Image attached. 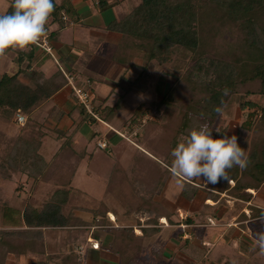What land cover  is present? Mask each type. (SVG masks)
Instances as JSON below:
<instances>
[{
  "label": "trees",
  "instance_id": "1",
  "mask_svg": "<svg viewBox=\"0 0 264 264\" xmlns=\"http://www.w3.org/2000/svg\"><path fill=\"white\" fill-rule=\"evenodd\" d=\"M12 3L13 0H9L4 13L12 10ZM94 5L98 11L103 12L114 7L115 3L110 4L109 0H94ZM79 20L71 1L60 0L49 21L47 35L31 46L28 52L15 51L18 71L15 74L0 73V156L5 155L11 160L20 157L23 160V167L20 168L22 172L33 168L27 173L28 177L58 187L50 200L38 208L28 204L22 211H18L10 206H2L1 220L5 226L19 227L22 224L27 229L0 231V264H6L4 248H8L9 253L16 254H23L29 249L38 251L34 244L43 240V228L101 226L105 229L104 234L110 236L109 240L106 241L107 239L94 233L91 236L99 242L97 247L118 258L119 264H138L139 255L143 253L145 246L159 245V242H167L169 239H174L177 243L185 240H182L184 230L178 226H168L163 230L159 226L142 228V234L139 236L134 234L131 227L114 228L107 220L105 207L100 212H93L92 221L87 225L73 215L66 214L64 209L70 198L69 191L73 187L71 183L79 166L80 154L72 148L71 137L66 138L64 132L48 130L30 119L21 126L15 124L16 113L30 116L42 102L69 85L66 84L67 78L61 71L49 78H44L36 71L30 79L33 87L21 80L19 75L28 71L31 65L29 59L36 57V51L41 50L38 44L44 38L52 48L51 42L59 35L63 26L68 22L77 23ZM55 23L58 29L49 32L50 25ZM106 30L119 35L118 42L109 51L110 58L116 61L115 64L125 66L128 71L135 66V60L143 61L145 65L142 67V73L132 81L124 79V83H121L122 77L116 82L115 87L120 88L123 94L120 95V100L111 106L96 101L89 83L82 89L90 93V112L73 96L77 106L82 107L80 110L83 117L90 123H95V116L99 115V119L107 121L111 126H117L120 120L126 121L125 127L131 129L141 126V119L147 113H158L157 118L150 119L146 126L144 125L143 132H139L142 138L141 146L145 152H139L132 166V172L136 173L134 184L139 182V189L142 191L141 197L138 198V209L155 216L150 220L153 225H158L159 218H165L169 225H174L172 212L153 200L161 194L168 176L173 174L171 152L182 136L187 140L193 128L205 123L212 128L219 117L215 111L217 107L223 109L227 103H234L240 110L248 111V121H245V125L251 131V139L246 145H249L250 149L247 151L246 145H240L249 156L248 167L244 170L238 167L229 170L233 185L221 180L218 186H211L206 192H203L200 184L194 179L184 180L181 196L190 203L200 193L204 200L224 206L227 199L232 198L235 201L233 208L236 207L234 213L236 214L237 210L242 211L244 204L252 198L247 190L264 188V103L261 104L256 99L251 100L254 96H264V0H140L123 18L110 21ZM175 48H179L186 56H195L190 68L182 75L178 74V70L174 85L170 86L160 101L151 106L149 103L145 105L148 109H144L142 103L134 108L127 104L124 101L125 95L146 94L147 76L143 72L147 71V67H152L154 63L165 65L170 62ZM24 56H27L29 66L23 68L21 64ZM71 72L69 75L74 79L75 74L72 72V75ZM224 89H228L227 95H224ZM71 93L73 94L72 90ZM124 103L125 109L120 114L118 109ZM131 110H136V113L131 114ZM176 111L178 115L174 117ZM164 116L174 121L160 126V133L150 139L149 133L158 128L156 124L159 121L161 124ZM219 131V135L225 132L224 129ZM47 136H52L59 144V149L49 161L40 153ZM17 164L13 162V170L17 169ZM117 168L116 166V172L120 170ZM123 172L124 170L119 172L121 178L118 180L126 178V172ZM138 172L146 174L138 175ZM117 177L118 175L113 178L114 181ZM120 184L123 186L124 182ZM222 194L225 197H221ZM248 208L253 216L264 215L262 211L250 206ZM99 215L101 219L97 218ZM239 217L246 218L243 212ZM183 222L190 225L193 224V219L186 218ZM67 233L68 244L78 246L87 230H69ZM156 253L160 258L161 254ZM64 258L60 264L83 263L75 247L71 248Z\"/></svg>",
  "mask_w": 264,
  "mask_h": 264
},
{
  "label": "rangeland",
  "instance_id": "2",
  "mask_svg": "<svg viewBox=\"0 0 264 264\" xmlns=\"http://www.w3.org/2000/svg\"><path fill=\"white\" fill-rule=\"evenodd\" d=\"M83 1L84 0H76V11L85 8L84 11L86 12L81 13V15L78 16L80 19L86 17V19L88 18V21L84 20V22L78 23L73 22V26L67 28L66 31H64L65 33L61 34L62 36L58 35L55 37L51 42L53 49L52 53L54 52L53 57L46 54L42 48L41 50L36 51V57H34V59H29L31 65L28 71H23L19 75V78L25 83L33 87L30 79L36 71L40 72L44 78H49L58 71H61L65 76H70L69 72L72 70L75 74L76 70L66 65V62L60 60L56 53H58L59 56L60 54L62 56L63 52H68L70 49H73V47H78L80 49V47L83 48V46L85 51L78 53L81 56L75 64L87 70L100 69L103 74L104 71H107L108 73V71L111 70L110 74L107 76L105 84H112L113 86V84L122 79V77L123 81H121V83H124V79L127 77L134 80L142 73V67L145 63L138 60L136 61L137 66L135 65L131 68L129 74H125V66H117L115 64L116 61H113L110 58L111 52H108V49H113V47L106 40V35L108 34V31L106 30L107 23L112 20L123 18L139 4L140 0H109V3H115V6L109 8L106 12L98 11L94 5V0ZM8 5L9 0H0V14L5 12ZM55 24L50 25L49 32L58 29V25ZM72 27L74 29H79L77 36H81V42L79 41V43H77L76 39H73L72 33L74 31ZM90 31L91 33H95L97 38H92L93 35ZM87 32L89 33L86 34ZM79 49L78 51H80ZM10 51L11 50H9L6 59L0 60V73L8 72L10 74H15V72L18 71L16 61L17 52L11 53L12 51ZM11 58H14V64H11ZM26 58L27 56H24L23 63L21 64L23 68L29 66V60ZM194 60L195 56L189 54L186 56L179 48H175L170 62H167L165 65L154 63L152 67H147L146 72H143L147 76L146 94L139 98L132 96L129 99V102L126 100V103L133 108L142 103L144 109H148L149 107H146L145 105L149 103L151 106V104L160 101L161 97L166 94L170 86L172 87L174 85L177 71L179 70L178 74L182 75L183 72H186V70L190 68ZM180 65L181 67H179ZM41 66H43L45 70H42L43 67ZM123 72L124 74H122ZM73 77H75L73 79L74 86L85 88L86 85H89L81 79L82 77L79 78L76 74L73 75ZM96 83L97 82L95 81L93 86L89 85V88L95 90ZM141 83H143V78L141 79ZM66 84H69L67 80ZM61 91H63V93ZM59 92L62 94L58 97L57 94ZM108 93L109 90L107 94ZM119 94H121V90L116 89V94L111 93L109 96H106V102L110 105L112 101H114L112 105L118 102L121 98ZM102 98L104 99V97ZM66 99L68 102L71 101L70 106H67L69 103L65 105ZM255 99L261 104L264 103V96L251 97V100ZM74 101L71 87L70 85H67L61 88L52 98L42 102L30 114V116L22 113L26 120H34L48 130L55 129L56 131L64 132L65 136H67L66 138L72 137V142L74 141L73 137L75 138V135L78 132L76 143L74 145L72 143L71 146L75 151L80 153L78 161L81 166L80 171L82 172L79 174L78 178H80V182L83 185L81 187L83 191L77 186L79 179H75L76 182L74 180L73 183H71V186L74 188L71 187V190L69 191L70 198L64 209L66 214L73 215V217L78 218V220L87 225L92 221L93 212H100L105 207L107 210L106 217L107 220L111 222V226L114 228L131 227L134 234L137 236L142 234V228H151V226L162 227L161 230L167 229L168 226H178L184 230L182 240L185 239L186 242L184 240L177 243L174 239H169L167 242H159V245L152 244L149 245V247L145 246L144 250H142L143 253H140L139 255L138 264H195L196 262L199 264H264V256L258 255L259 249L256 248L253 250L256 234L260 231H264V219H262V216L259 217V215L253 216L248 208L250 206L258 211H262V207H264V188H260L256 191L247 190V192L252 195V198L250 202L244 204V210H237L235 214L234 209L236 207L233 208L235 201L232 198L227 199L225 203L226 206L221 204L216 205L211 200H204V197L202 195L200 196V193L197 194L196 199L190 203L179 202V196L177 195L179 191L175 190L173 187L174 185L176 186V183L169 185L168 182V187L165 185L163 186V189L165 187L168 188L163 194L165 198L162 199V197L160 200L163 201L162 205L164 208L172 212L171 219L173 220L174 225H169L166 221L163 222L162 218L157 220L158 225H153L150 220L155 216L149 214L147 211L138 209L140 205L138 198L141 197L142 191L139 189V182H135L136 185L134 184L135 180L133 178L136 176V173L132 172L133 163L131 160L135 162L139 152H145V149L141 146L142 138L139 136V132H143L144 125L149 122L150 119H156L158 113H147L146 116H143L141 119L142 125L134 126L131 128L133 130H128L124 125L126 121L120 120L119 125H117L118 128H115V126L112 125V128H114L112 130H115L113 136H110L107 133L110 132L109 130L102 131L100 129L101 125H103V120L98 118L100 117L99 115L95 116L97 117V119L95 118V123H91L90 125H87V120L83 115L82 117L80 115V117L78 116L74 121L72 129L70 128L69 130L63 131L62 122L67 120L64 113L70 110L71 103L73 104ZM240 101L243 100L240 99ZM123 106L125 107L126 104L124 103L121 107ZM75 108L81 112L80 109H82V107L76 105ZM130 112L131 114H135L136 110H131ZM247 114L248 111L240 110L237 104L227 103L223 108V115L217 118L212 127L213 138H221L225 135L228 137L236 135L238 137V143L241 146L246 145V143L249 144L251 131H249L245 125V121H248ZM177 115L178 111L174 112V117ZM15 116H17V113ZM79 119L82 122H79ZM51 120L54 121L55 124H52ZM161 121V124L160 121L156 124L158 128L154 129V132L149 133L150 139L155 136V134L160 133V126L168 125L174 120L164 116ZM98 122L99 124L101 123V125H99ZM15 124L19 126L18 123L15 122ZM108 125L111 126L110 124ZM104 126L106 127V125ZM106 128L108 129V127ZM117 129H120L118 131L121 135L118 134ZM216 129H224L225 132H223V135H219V132H217ZM115 132L119 137L115 135ZM100 133L105 134L100 138ZM102 138L107 139V147L101 150L98 148L97 144ZM184 140H186V137L182 136L179 139V142ZM46 145L48 149L49 145ZM246 146V150L248 151L250 149L249 145ZM2 148H4L3 145ZM58 149L59 147L56 149L55 153ZM40 153L48 159L47 161L51 160L55 154L52 152L50 153V150H46L45 147H42ZM118 154H121V157H119ZM44 156L42 157L44 158ZM103 160L106 162L101 169L100 162ZM22 161L23 160L20 157L11 160L5 155L3 157L0 156V231H18L27 229L22 224L19 227L5 226L1 220L2 206H10L18 211H22L28 204L38 208L50 200L51 195L58 188L53 184L41 183L33 179L31 176L28 177L27 173L31 172L33 168L25 169L24 167L25 172H22L23 170L21 171L20 169L23 167ZM13 162L18 163L16 170L12 169ZM115 162L117 164L113 166ZM148 163L153 165L152 162ZM29 166H31V164H29ZM116 166L118 167L117 169H120L117 172L115 171ZM78 167L79 166H77V169ZM124 168L127 169L124 171L126 172V178L118 180L119 176L121 178L119 172L124 170ZM83 171L86 173L84 174ZM116 174L118 175V181H114L113 179L117 176ZM141 174L145 175L146 173L140 172L139 174L138 172V175ZM194 181L200 184L203 192L209 190V187L211 186H218V183L215 185H207L202 179H194ZM121 182H124L123 186H121ZM166 182L167 180L165 181V184ZM229 184L233 185V182L230 181ZM176 187L182 188L183 183L181 182L180 185L177 184ZM136 189H139V191ZM221 197H225V195L222 194ZM177 201L180 204H174ZM258 205L262 207H258ZM178 209L179 211H177ZM231 212L233 214H231ZM241 212L245 214V219H239ZM109 213L113 216L111 217ZM254 213L256 214V211ZM190 217L193 219V224L185 225L183 220ZM97 218L101 219V216L99 215ZM81 227L70 229L40 228L44 237L43 240L34 244L38 251L29 249L23 254H16L9 253L8 248H4V252H6L5 263L38 264L44 262L46 264H60L65 259L64 256L68 254L69 250L75 247L80 258L82 257V264H119L118 258L113 256L106 257L103 248L99 249V247H97L98 243L93 241L94 238L91 236L92 233L107 239L106 241L109 240L110 236L104 234L105 229L103 227L93 225ZM232 228H236V233H229V230ZM82 229L87 230V233L83 235L82 238L84 239H81L78 246L68 244L66 239L69 234L67 232L69 230L76 231ZM172 238H174V235ZM104 245L107 247L106 244ZM90 249L96 250L95 254L90 253ZM156 252L161 254L160 258H158L159 256ZM62 256L63 258H61Z\"/></svg>",
  "mask_w": 264,
  "mask_h": 264
},
{
  "label": "clouds",
  "instance_id": "3",
  "mask_svg": "<svg viewBox=\"0 0 264 264\" xmlns=\"http://www.w3.org/2000/svg\"><path fill=\"white\" fill-rule=\"evenodd\" d=\"M59 3L60 0H13L12 10L0 14V60L6 59L9 50L28 52L47 35L49 21ZM227 94L228 89H224V95ZM215 111L223 115L221 107ZM212 132L206 123L193 128L187 140L172 150V168L177 176L188 181L202 179L207 185H215L221 180L230 182V169L248 167L249 156L236 135L213 138ZM256 248L258 255L264 256V231L256 234L253 250Z\"/></svg>",
  "mask_w": 264,
  "mask_h": 264
},
{
  "label": "crops",
  "instance_id": "4",
  "mask_svg": "<svg viewBox=\"0 0 264 264\" xmlns=\"http://www.w3.org/2000/svg\"><path fill=\"white\" fill-rule=\"evenodd\" d=\"M76 0H73V2H72V0H71V3L73 4V6H74V8L75 9H77L76 8ZM83 2H86V0H84ZM84 9L85 8H83V9H81L80 11H78L77 10V13H78V15H81V13H85L86 11H84ZM87 10H88V8H87ZM101 12V11H100ZM103 12H106V11H103ZM84 20H86V21H88V18L86 19V17H83L82 19H80L79 20V22H84ZM78 23V22H77ZM70 24V25H69ZM108 24V23H107ZM56 25V24H55ZM70 26H73V24L70 22V23H66L64 26H63V29L59 32V36L62 34V33H65L64 31H66V29L67 28H70ZM73 28V27H72ZM78 30L79 29H77V28H73V39H76V42L77 43H79V41L81 42V40H80V35L79 36H77L78 35ZM89 32H87L86 34H88ZM90 33H91V31H90ZM92 35H93V37L92 38H97V35L95 34V33H91ZM62 36V35H61ZM106 40H107V42L110 44V45H112V47L118 42V40H119V35L118 34H116V33H113V32H109L108 31V34L106 35ZM69 45H70V43H69ZM78 46H80V45H78ZM78 47H73V49H70L68 52L67 51H65V52H63V55L61 56V54H60V56H59V54L58 53H56L57 54V56L59 57V59L60 60H62V61H64V62H66V65H68V66H70V67H72V69H74V70H76V76H79V78L80 77H82L81 79L82 80H84V82H87V84L89 83V84H91L92 86H93V84H94V82L96 81L97 83L95 84V90H93V92H94V95H95V97H96V101L98 102V103H104L105 105L106 104H108L107 102H106V96H109L111 93H115L116 94V89H120V88H118V87H115L116 86V83H114L113 84V86H112V84H105L106 82L105 81H107V76H108V74H110V72H111V70L110 71H108V73H107V71L105 72L104 71V74L102 73V71H100V69H92V70H87V69H84V68H82V67H80V66H78V65H76L75 64V62L76 61H78V59L80 58V56L81 55H79L78 53H80V52H82V51H85V48H84V46H83V48L82 47H80V51H78V49H77ZM88 50V49H87ZM109 51H111V49H108V52ZM11 52V51H10ZM57 52V51H56ZM11 53H16V52H14V51H12ZM136 61H138V60H135L134 61V65H136L137 66V64H136ZM46 63V62H45ZM11 64H14V58H11ZM112 64H113V62H112ZM44 66V65H43ZM43 66H41V67H43ZM118 66V65H117ZM97 67V66H96ZM122 67V66H121ZM10 68V67H9ZM42 70H45V68L43 67L42 68ZM9 71H10V69H9ZM131 71V69L130 70H128V71H126V67H125V70H124V72H125V74L127 73V74H129V72ZM124 72L122 73V74H124ZM106 75V76H105ZM75 78V77H74ZM80 79V80H81ZM126 79H128L129 81H132L133 79H130L129 77H127ZM79 80V81H80ZM110 82H112V81H110ZM103 83V84H102ZM105 84V85H104ZM107 86V87H106ZM64 89H66V88H64ZM108 90H109V93L107 94V92H108ZM121 90V89H120ZM62 93H63V91H61ZM61 92H59L57 95H58V97L62 94ZM123 94V92H122V90H121V94H119V96L120 95H122ZM56 95V96H57ZM118 95V94H117ZM55 96V97H56ZM135 97V98H139V97H142V96H137V95H135L134 93H129V94H127V95H125L124 96V101L126 102V100L129 102V99L131 98V97ZM102 97H104V99L102 98ZM120 100V99H119ZM71 102V101H70ZM70 102H68L67 101V99H66V102H65V105H67V103H69V105H67V106H70ZM114 101H112V103H113ZM112 103H111V105H112ZM77 104H76V102L74 101L73 102V104L71 103V108H70V110L68 111V112H66V113H64L65 115H66V117H67V120L66 121H63L62 122V130L63 131H66V130H69L70 128L72 129L73 127L72 126H74V121L76 120V118L79 116L80 117V115H81V117H82V114H81V112H79L78 111V109L77 108H75V106H76ZM108 105H110V104H108ZM110 105V106H111ZM137 106V105H136ZM80 109V108H79ZM123 109H125V107L123 106V107H120V109H118V112L121 114L122 113V111H123ZM63 112H65V111H63ZM116 112V111H115ZM81 119V118H80ZM79 119V122H82L81 120ZM115 122H116V120H115ZM51 123L53 124H55V122L54 121H52L51 120ZM86 123H87V125H90L91 123L87 120L86 121ZM79 124V123H78ZM98 124H99V122H98ZM102 124L103 125H101V123L99 124V125H101V127H100V129L102 130V131H110V132H107L110 136H113V134H114V131L115 130H112V129H114V128H112V126H109L108 124L109 123H107V121H102ZM104 125H106V127H108V129L104 126ZM117 125H119V122H117ZM79 128V127H78ZM115 128H118L117 126H115ZM51 129H53V128H51ZM118 130H120V129H117V131ZM128 130H130L129 128H128ZM131 130H133V129H131ZM116 131V132H117ZM135 131V130H134ZM115 132V135L116 136H118L117 135V133ZM105 133H100V138L104 135ZM118 134H120L119 133V131H118ZM121 135V134H120ZM77 136H78V132L76 133V135H75V138L73 137V145L76 143V140H77ZM119 137V136H118ZM71 139H72V137H71ZM100 141H105L106 142V144H107V139H101ZM100 141H98V142H100ZM46 144H48L49 146H48V149H47V145ZM42 147H45L46 148V150H50V153L52 152L53 154L55 153V151H56V149L59 147V144H58V142L56 141V140H54L53 138H52V136H47V137H45L44 138V142H43V144H42ZM42 147H41V149H40V152H41V150H42ZM102 150V149H101ZM42 154V153H41ZM42 156H44L43 154H42ZM118 156L119 157H121V154H118ZM44 159L45 160H48L45 156H44ZM132 159V158H131ZM105 160H103V161H101L100 162V167H101V169L103 168V166L105 165ZM131 162L133 163V160H131ZM115 164H117L116 162L113 164V166L115 165ZM113 168V167H112ZM80 169H81V166L79 165V167H78V169H77V171H76V173H75V175H74V180L75 179H79V181H78V187L80 188V190L81 191H83L82 190V184H81V182H80V178H78V176H79V174H81V172L82 171H80ZM112 170V169H111ZM125 170H127V169H125L124 168V171ZM77 172H79V173H77ZM84 172V174L86 173L85 171H83ZM172 172H173V174H171L169 177H168V179H167V182H166V184H165V186H167L168 185V182H169V185L170 184H175L176 183V186H177V184L178 185H180L181 184V182L183 183L184 182V178L183 177H179V176H177L176 174H175V172H174V170H172ZM120 177V176H119ZM75 182H76V180H75ZM76 184V183H75ZM81 184V185H80ZM175 185L173 186L174 187V189L175 190H177V191H179L178 192V196H179V202H187V201H185V199L184 198H182V196H181V187L180 188H178V187H176ZM168 187V186H167ZM167 187H165L163 190H162V192H161V194L160 195H158V196H155L154 197V201H156V202H158V203H160L161 205L163 204V201H161L160 199L162 198V199H164L165 197H164V193L167 191ZM87 193V192H86ZM176 195V194H175ZM174 204H180V203H178V201L177 202H175ZM248 205V204H247ZM163 206V205H162ZM176 206H178V205H176ZM164 207V206H163ZM186 210V209H185ZM184 210V211H185ZM244 210V209H243ZM177 211H179V209L177 210ZM246 211V210H245ZM109 215L112 217L113 215L111 214V213H109ZM178 215V214H177ZM188 216V215H187ZM162 221L164 222V221H166V219L165 218H162ZM166 223H167V221H166ZM229 233H236V228H232V229H230L229 230ZM94 242H96V243H99L97 240H93ZM95 252H96V250H92V249H90V253H92V254H95ZM104 253H105V255H106V257H112V255L111 254H109L108 252H106V251H103ZM114 257V256H113Z\"/></svg>",
  "mask_w": 264,
  "mask_h": 264
},
{
  "label": "built area",
  "instance_id": "5",
  "mask_svg": "<svg viewBox=\"0 0 264 264\" xmlns=\"http://www.w3.org/2000/svg\"><path fill=\"white\" fill-rule=\"evenodd\" d=\"M38 46L40 48H42L43 51H45L46 53L53 56V53H52L53 50L50 47V45L48 44V42L45 40V38L42 40V42L40 44H38ZM65 77L67 78V80L69 82V85L71 87L73 95L78 99L79 103L84 105L85 109L90 112V107H91L90 106V100H91L90 93L83 91L82 88L74 86L72 77H70V76H65ZM25 121H26L25 116L23 114H21L20 112H18L17 116H16V122L19 125H23L25 123ZM97 146L100 149H105L107 147V144L105 141H100V142H98Z\"/></svg>",
  "mask_w": 264,
  "mask_h": 264
},
{
  "label": "bare ground",
  "instance_id": "6",
  "mask_svg": "<svg viewBox=\"0 0 264 264\" xmlns=\"http://www.w3.org/2000/svg\"><path fill=\"white\" fill-rule=\"evenodd\" d=\"M165 222V221H164Z\"/></svg>",
  "mask_w": 264,
  "mask_h": 264
}]
</instances>
